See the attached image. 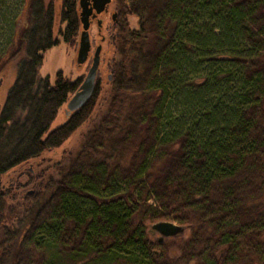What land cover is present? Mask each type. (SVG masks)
I'll return each instance as SVG.
<instances>
[{
	"label": "trees",
	"instance_id": "obj_1",
	"mask_svg": "<svg viewBox=\"0 0 264 264\" xmlns=\"http://www.w3.org/2000/svg\"><path fill=\"white\" fill-rule=\"evenodd\" d=\"M114 1L107 111L55 176L8 190V172L89 122L102 89L50 131L81 85L39 74L59 44L53 2L22 0L17 42L0 47V75L18 61L0 109V264H264V0ZM78 6L62 0L67 45ZM160 221L188 238L155 242Z\"/></svg>",
	"mask_w": 264,
	"mask_h": 264
},
{
	"label": "rangeland",
	"instance_id": "obj_2",
	"mask_svg": "<svg viewBox=\"0 0 264 264\" xmlns=\"http://www.w3.org/2000/svg\"><path fill=\"white\" fill-rule=\"evenodd\" d=\"M28 1V0H27ZM9 4L19 3V7L13 14L10 15V23L5 24L3 28V37L0 40V47L2 50L8 48L13 50L14 45L17 42L18 35L20 34L24 23L27 20V11L22 9V0H9ZM51 2L54 4L55 8V28L54 32L59 40V44L55 47L47 50L43 54V63L39 69V74L42 78L48 77L50 85L53 87L56 81V77L59 73L63 75L64 78L69 79L71 82H76L80 80L82 84L83 80L87 76V73L91 67L92 59L94 56L95 49L99 46L102 47L101 62L97 74L96 86H100L102 89L101 98L98 101L97 107L93 113V116L88 123L82 125L59 149L45 152L39 158L29 161L17 167L10 172H8L2 179V186L5 190L10 187L13 188L16 185L24 184L29 180V175H43L48 177L49 175L55 176L57 169L61 164H65L67 158L71 154H75L79 151L82 146L83 137L89 132L95 124H97L102 116L107 111V104L103 100L106 98L109 92L108 86V59L112 56L113 49L108 43L103 42L102 38L107 40L109 33L107 29L112 24V16L116 14L115 1L110 4L107 12H103L91 23L90 28V38L92 43V50L89 55L87 63L84 65L77 64V54L79 50V39L73 45H67L63 42L61 36L58 35L59 30H63L65 25H61L60 15L62 9V0H45V4L48 5ZM11 6V5H10ZM12 7V6H11ZM101 25L98 26V23ZM130 26L133 29L138 28V19L131 17L129 19ZM3 59H9L7 54ZM2 63V62H1ZM17 60H12L5 65V71L0 75V104L3 106L6 96L16 79L17 73ZM72 96H70L71 98ZM72 113L67 109V103L60 109L58 116L51 126V130L57 129L59 126L63 125L68 117ZM30 188V187H29ZM14 190V189H13ZM152 238L157 242L159 236L152 232ZM189 231L185 232L184 239L188 238ZM171 239H166L164 241H170Z\"/></svg>",
	"mask_w": 264,
	"mask_h": 264
},
{
	"label": "water",
	"instance_id": "obj_3",
	"mask_svg": "<svg viewBox=\"0 0 264 264\" xmlns=\"http://www.w3.org/2000/svg\"><path fill=\"white\" fill-rule=\"evenodd\" d=\"M113 0H79L78 13L82 23V31L79 39V50L77 54V64L84 65L89 59L92 50L90 38L91 20L95 19L103 12H107L108 7ZM117 14L112 16L115 20ZM102 47L95 49L91 67L87 76L80 85L78 91L72 95L67 102V109L71 113H75L82 108L92 97L96 88V79L101 62ZM150 230L159 236L157 242L163 243L166 239H173L183 236L186 232V227L176 223L160 221L152 224Z\"/></svg>",
	"mask_w": 264,
	"mask_h": 264
},
{
	"label": "flooded vegetation",
	"instance_id": "obj_4",
	"mask_svg": "<svg viewBox=\"0 0 264 264\" xmlns=\"http://www.w3.org/2000/svg\"><path fill=\"white\" fill-rule=\"evenodd\" d=\"M107 11H108V10H107ZM98 16H99V15H98ZM98 16H97V17H98ZM97 17H96V18H97ZM1 107H2V105L0 104V109H1Z\"/></svg>",
	"mask_w": 264,
	"mask_h": 264
}]
</instances>
